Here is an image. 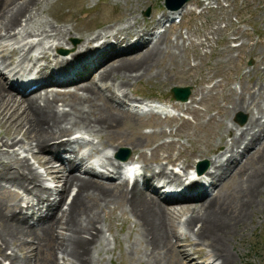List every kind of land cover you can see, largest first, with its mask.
Here are the masks:
<instances>
[{"label":"bare ground","instance_id":"6f19581e","mask_svg":"<svg viewBox=\"0 0 264 264\" xmlns=\"http://www.w3.org/2000/svg\"><path fill=\"white\" fill-rule=\"evenodd\" d=\"M52 1L0 0V125L6 127H0L5 130L0 136V241L20 253V256H15L12 251L7 259L9 264H59V261L62 264H98L108 244L103 234L102 214L117 210L124 221L133 226L129 249L137 264H174L176 258L180 261L184 257L180 248L184 252L186 249L178 246L181 242L178 227L196 242L206 239V236L217 239V243L208 246L203 264H210L211 260L213 264H231V256L223 250L222 243L233 237L240 225L245 226L247 219H252L260 194L264 193V139L261 140L260 136H264V97H259L261 87L245 94L243 90L241 93L232 91L227 98L229 108L220 111V115L229 109L245 111L249 114L245 127L238 128L230 120L222 122L220 129L223 133L206 141L205 149L195 145L190 153L183 150L188 154L186 164L179 156L156 157L155 162L169 159L166 164L173 166L170 171L162 161L155 166L150 161L145 162L141 182L143 180L146 191L138 187L136 181L129 186L125 180L117 184L100 182L87 174L74 175L75 168L84 164L119 174L120 163L109 160L105 154L96 158L105 159L103 161L92 160L89 152L96 149L89 146L93 140L101 146L105 143L111 145L124 120L138 119L136 114L122 106L123 102L116 104L113 98L117 95L120 99H127L126 90L123 91L125 86L139 81L151 67L159 64L164 55L182 47L166 42L167 31L153 38L152 31L156 28H152L153 25L140 32L129 30L128 23L109 25L92 32H88L86 26L57 27L41 19ZM201 1L206 3L207 0ZM183 8L186 5L180 8L181 12ZM178 10L174 12L179 13ZM74 34L81 43L69 53L71 47L67 39ZM8 47L10 50L6 51ZM65 56H72V59H61L58 63L59 57ZM3 69H8L7 73L22 85L23 91L27 85L22 78L33 72L36 89L28 95H20L14 86L11 88L5 83L7 74H3ZM49 85L51 88H45ZM189 100L174 102L173 106L185 112L193 102ZM165 118L177 121L172 116ZM73 133L80 136L72 139ZM141 140L137 138L130 142L133 152L139 148ZM258 144L259 148H256ZM83 145H89L87 151L83 152ZM169 145L173 147L175 143L170 142ZM252 145L255 150L244 156L249 158L244 161L233 158L238 148L242 149L240 153H244ZM14 147H20V150L26 147L24 150L28 152L37 151L32 157L46 176L57 185L62 183L57 202H49L52 189L45 186L44 177L42 179L41 174L28 163L27 157L20 158L16 151H10ZM163 147L166 148L165 143ZM152 152L157 153L155 149ZM130 157L127 162L133 161ZM192 157L195 160L206 158L209 169L196 180L183 185L192 175L187 172ZM54 163L59 164L58 167H53ZM231 168L235 169L239 179L228 191L223 180ZM181 177L185 180L182 181ZM205 177L211 180L208 186L211 194L199 185ZM155 182L168 188L184 187L162 200L161 196L154 194ZM71 187L75 193L68 207L62 209L61 203ZM53 207L54 210L50 209ZM42 208L49 213L42 215ZM183 215L186 217L180 222ZM197 222H202L201 226L194 230ZM28 239L39 243L35 255L41 257L36 263L28 256L32 254L25 246ZM191 244L192 240L189 241ZM197 247L192 246L193 253L198 254ZM20 248L26 250L24 255ZM44 249L47 250L45 255ZM4 260L0 257V264Z\"/></svg>","mask_w":264,"mask_h":264},{"label":"rangeland","instance_id":"374dc122","mask_svg":"<svg viewBox=\"0 0 264 264\" xmlns=\"http://www.w3.org/2000/svg\"><path fill=\"white\" fill-rule=\"evenodd\" d=\"M164 2L165 0H53L49 6L50 9L47 8L42 13L41 19H46L45 21L51 22L57 27L65 26L69 29L71 25L75 27L86 26L85 29H89L88 32L98 31L109 25L120 26V24L125 23L126 25L128 23L129 30L140 32L144 28L150 29L151 25H153L152 28L157 26L155 17L166 12L163 9ZM191 2L195 3L187 7L193 6L194 11L184 14L181 24L171 28L167 34L166 42L174 43L177 47L181 46V50H171L172 52L170 51L164 55V61L160 59L157 66L150 68L147 75L141 77L137 82L132 81L129 84L130 86L127 85L123 88V91L126 90L124 91L126 93L125 98L129 99L128 101L125 100L124 105L129 104L131 101L142 102V100H151L155 103L159 102L167 105L171 104L170 89H188L190 90L189 98L191 102L193 101L189 106L190 109L185 112L178 109L181 113L175 110L177 121L163 120L150 114L141 115L144 117H138V119L124 120L120 131L117 133L118 136L113 137L114 143L111 145L107 143L103 146L98 145L97 140L92 141L91 146L87 145L86 147L83 145V147L85 146L83 152L88 150V146L89 148L94 146L96 149L89 152L92 159L103 157L104 154L108 153L113 156L119 149H124L130 151V159L142 166L148 161L152 162L153 166L159 161L166 164L169 159H159L158 162H155V160L156 157L166 158L168 156H179L182 163L186 164V161H188L187 152L190 153L195 145H198L200 149H205L206 141L216 139L218 133H223V130L220 129L222 122L230 120L238 128H243L247 124L249 114L243 110L229 109L227 113L221 115L220 111L223 108H229L227 98L232 91L241 93L243 90V94H245L248 91L254 92L261 87L259 97H264V0H207V5L201 0H193L188 3ZM178 11L181 13V9ZM143 14H149V16L145 17ZM88 26H91V28ZM67 42L71 47L68 52L71 53L79 46L81 39L74 34L70 39H67ZM66 48L69 49V46H66ZM7 54L10 55L9 52ZM53 54L51 53V55ZM89 79L84 80V83H87ZM5 83H7L6 80ZM105 92L107 94V91ZM193 93L196 95H192ZM114 102L120 104L118 96ZM239 115L245 117L243 125L238 123L237 116ZM0 127L6 128L3 125H0ZM1 128L0 136L2 135L1 132L5 133V130ZM175 132L181 133V135H174ZM72 135H75V133ZM260 136L263 140V134ZM137 138L142 140L138 146L139 148L134 149L136 152H133V148L129 144ZM170 142H174L175 145L173 147L168 146ZM163 143H165L166 148L163 147ZM256 148H259V144ZM24 149L20 150V147H14L10 151H16L17 156L20 158L27 157L29 163L36 167L37 165L32 156L37 151L34 149L32 152H28ZM152 149H155L157 153L154 154ZM184 149L187 152H184ZM248 149L244 153H240L242 149H238L237 154L234 153V157L242 160L249 158V156L247 158L244 156L246 154L250 155L255 150L254 145H252V148L248 147ZM124 153L127 154V151ZM227 157H229V154H227ZM203 161L208 162L206 158H196L195 160L192 157L191 160L189 159L191 167L187 169V172L189 171L190 174L191 168H196L197 163ZM249 161L250 159L247 160L248 163ZM166 165L168 171L173 167ZM247 167L248 165L245 166V168ZM87 169V167L82 168V170ZM230 170L227 175L224 174L223 180L224 187L228 191L236 185L239 179L235 169L231 168ZM78 171L79 169H75L73 174H78ZM39 172L46 180L48 187H55L56 189H54L57 192L60 191L61 184L57 185L41 170ZM226 183L228 184L226 185ZM66 196L65 208L69 205L67 204L68 195ZM64 207L62 209H65ZM185 217L186 215L181 216L179 221L182 222ZM251 218V220L247 219L245 226H239L233 237L228 238L226 243H222L223 250L228 251L231 256V264H264V193L260 194L258 208ZM101 223L108 244L104 250L105 252L101 253V260L98 264H137L129 249L132 231H134L130 222H125L124 218L120 216L119 210H117L114 213L110 211L103 213ZM201 223H195L194 230L199 229ZM174 225L176 227L177 224ZM178 231L181 234V242H178V246L179 248L184 247L186 250L184 252L180 248L184 257L180 261L179 258H176L174 264H202L207 256L208 246L217 243V239L213 236H211V239L206 236V239L198 240L189 245L192 236L184 233L185 231L180 227H178ZM1 241L0 253L3 252V254L0 257L5 259L2 264H9L7 259L12 251L15 256H20V253L16 249L9 248L13 246L6 247ZM38 245L39 243L35 242L34 239L32 241L28 239L25 242L28 252H32L28 256L32 257L34 263L41 257L35 255L36 249H39ZM194 245L198 246L195 248L198 254L193 253L192 246ZM20 250L23 251L24 255L26 250L24 251L21 248ZM44 252L46 253L47 250L44 249L43 254ZM186 256L190 257L187 258ZM194 257L195 259H193ZM210 263L213 264V260ZM59 264H62V262L59 261Z\"/></svg>","mask_w":264,"mask_h":264},{"label":"water","instance_id":"95a60500","mask_svg":"<svg viewBox=\"0 0 264 264\" xmlns=\"http://www.w3.org/2000/svg\"><path fill=\"white\" fill-rule=\"evenodd\" d=\"M187 1H189V0H166V7L170 8V10L171 9L176 10V9L182 7ZM172 3H174V4H172ZM171 93L173 95V98L176 101H183V102L187 100V98L190 94L188 89H176V88L172 89ZM244 121H245V117L238 116V122L240 125H242L244 123ZM128 154L123 159L126 160L128 158ZM199 173H201V171H199Z\"/></svg>","mask_w":264,"mask_h":264}]
</instances>
